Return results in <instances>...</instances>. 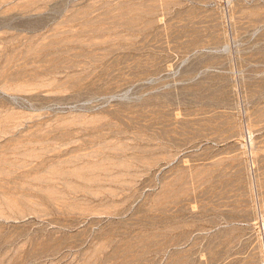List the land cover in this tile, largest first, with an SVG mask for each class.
Masks as SVG:
<instances>
[{
    "label": "rangeland",
    "instance_id": "rangeland-1",
    "mask_svg": "<svg viewBox=\"0 0 264 264\" xmlns=\"http://www.w3.org/2000/svg\"><path fill=\"white\" fill-rule=\"evenodd\" d=\"M0 264H264V0H0Z\"/></svg>",
    "mask_w": 264,
    "mask_h": 264
},
{
    "label": "bare ground",
    "instance_id": "bare-ground-1",
    "mask_svg": "<svg viewBox=\"0 0 264 264\" xmlns=\"http://www.w3.org/2000/svg\"><path fill=\"white\" fill-rule=\"evenodd\" d=\"M129 21V20H128Z\"/></svg>",
    "mask_w": 264,
    "mask_h": 264
}]
</instances>
